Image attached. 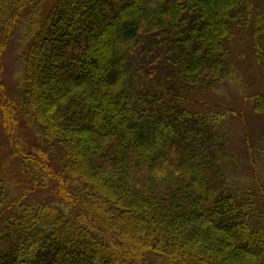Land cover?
I'll return each instance as SVG.
<instances>
[{"label":"trees","instance_id":"trees-1","mask_svg":"<svg viewBox=\"0 0 264 264\" xmlns=\"http://www.w3.org/2000/svg\"><path fill=\"white\" fill-rule=\"evenodd\" d=\"M149 1L0 0V59L22 10L51 3L26 28L22 90L0 80V109L4 132L23 117L39 142L19 154L42 174L20 199L55 200L16 208L0 264H264V171L259 205L239 199L223 133L182 106L233 76L239 26L264 76V0ZM261 144L264 159V130ZM4 182L0 165V210Z\"/></svg>","mask_w":264,"mask_h":264},{"label":"rangeland","instance_id":"rangeland-1","mask_svg":"<svg viewBox=\"0 0 264 264\" xmlns=\"http://www.w3.org/2000/svg\"><path fill=\"white\" fill-rule=\"evenodd\" d=\"M153 1L150 0L148 4L150 5ZM256 2L262 4L263 0H256ZM50 6L51 3L38 4V6L23 9L20 13V19L14 26L6 50L0 59L2 69L0 80L5 86L7 96H10V91L22 90L21 60L26 55L28 48V41L25 40L26 28H29L32 18L43 21ZM262 46L264 48V37ZM229 51L233 76L215 89L202 88L193 91L188 96L189 101L184 102L182 106L189 111L203 113L208 118L214 134L223 133L227 142L225 153L227 160L225 159L226 164L223 165V169L228 183L237 192L239 199L247 200L249 198L259 205V182L263 180L261 175L264 171V159L261 155L264 116L254 111L253 107L255 98L264 92V76L254 62L251 30L240 28V26L235 28V35L229 45ZM18 96L16 93V99ZM11 102L19 104V99ZM1 115L0 109V165L3 181L5 180L7 198L0 210V232L4 230L11 216L17 212L16 208L21 204L55 202L53 196L50 197L46 190L36 188L26 199H20L23 191L31 189L33 180H41L42 174L39 171L34 172V162L36 161L34 157H30L25 163V157L24 160L21 157L19 160V154L26 151L27 146L25 145L28 144L30 151L27 152L37 155L31 146L37 148L39 142L33 136V129L28 121L22 120L23 117L18 119L13 135L11 132L9 134L4 132ZM76 137H80V135ZM91 143L93 144L90 141L89 144L91 145ZM234 156L236 157L235 163L231 161ZM46 158L53 165L58 162H56V157L54 160L46 155ZM59 166H54L55 170H60ZM47 185L54 189L52 180H47ZM199 235L202 236L203 233ZM209 236L211 237V234ZM11 242L8 239L4 241L0 239V253L7 250Z\"/></svg>","mask_w":264,"mask_h":264}]
</instances>
